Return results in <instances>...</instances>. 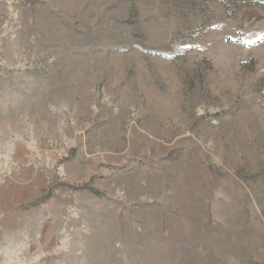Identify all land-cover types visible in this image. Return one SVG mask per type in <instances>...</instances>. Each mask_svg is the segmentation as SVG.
Instances as JSON below:
<instances>
[{"label": "rangeland", "instance_id": "rangeland-1", "mask_svg": "<svg viewBox=\"0 0 264 264\" xmlns=\"http://www.w3.org/2000/svg\"><path fill=\"white\" fill-rule=\"evenodd\" d=\"M0 264H264V0H0Z\"/></svg>", "mask_w": 264, "mask_h": 264}]
</instances>
